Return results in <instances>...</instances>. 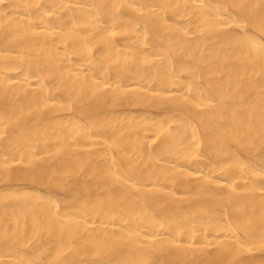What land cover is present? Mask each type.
<instances>
[{"label": "bare ground", "instance_id": "obj_1", "mask_svg": "<svg viewBox=\"0 0 264 264\" xmlns=\"http://www.w3.org/2000/svg\"><path fill=\"white\" fill-rule=\"evenodd\" d=\"M0 264H264V0H0Z\"/></svg>", "mask_w": 264, "mask_h": 264}]
</instances>
